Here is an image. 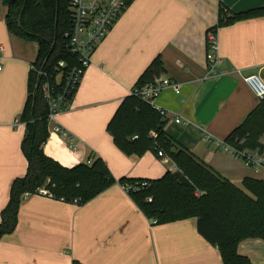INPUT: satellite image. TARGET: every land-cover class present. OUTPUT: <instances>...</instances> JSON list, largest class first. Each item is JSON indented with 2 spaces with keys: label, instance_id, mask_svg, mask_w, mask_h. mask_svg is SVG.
Wrapping results in <instances>:
<instances>
[{
  "label": "crops",
  "instance_id": "0c3cea01",
  "mask_svg": "<svg viewBox=\"0 0 264 264\" xmlns=\"http://www.w3.org/2000/svg\"><path fill=\"white\" fill-rule=\"evenodd\" d=\"M260 7L264 0H129L93 51L69 108L48 123L71 141L48 131L43 153L65 168L99 158L116 181L161 178L167 169L154 151L126 155L106 131L139 77L159 59L157 77L180 86L179 94L168 88L155 99L181 119L166 122L165 134L237 187L245 178L264 181V167L247 166L221 147L260 103L243 77L264 79V16L217 28L218 73L206 67V34L220 8L235 15ZM5 13L0 0V213L12 181L26 172L19 117L38 51L37 43L7 31ZM196 225L195 218L153 225L117 183L80 205L31 196L20 199L16 227L0 239V264H222ZM237 252L264 264L263 240L246 239Z\"/></svg>",
  "mask_w": 264,
  "mask_h": 264
},
{
  "label": "trees",
  "instance_id": "16d2710c",
  "mask_svg": "<svg viewBox=\"0 0 264 264\" xmlns=\"http://www.w3.org/2000/svg\"><path fill=\"white\" fill-rule=\"evenodd\" d=\"M4 5L7 31L37 43L38 51L30 65L27 97L19 117L24 125L20 149L26 159V172L10 185L8 202L0 213V239L14 231L20 199L25 193L35 194L44 188L56 200L71 203L77 198L80 205L116 183L121 186L146 183L141 189L127 193L153 225L195 218L198 233L218 249L222 264H251L247 257L238 254L237 246L246 239L264 241V181L245 178L237 187L221 177L171 140L157 112L134 96L123 99L106 127L114 145L126 155L142 156L147 151L157 155L162 151L179 172L167 171L157 180L116 181L99 158L89 157L91 164L65 168L43 153L42 145L48 138L49 108L41 87L44 83L55 86L59 62L67 66L75 64L65 50L64 33L69 27L67 0H4ZM223 9L219 10L214 29L264 16V7L235 15L228 10L224 14ZM160 72V61L155 59L135 86L153 81ZM263 132L264 100H261L224 142L236 150L263 152L259 143Z\"/></svg>",
  "mask_w": 264,
  "mask_h": 264
},
{
  "label": "built area",
  "instance_id": "2783aa9c",
  "mask_svg": "<svg viewBox=\"0 0 264 264\" xmlns=\"http://www.w3.org/2000/svg\"><path fill=\"white\" fill-rule=\"evenodd\" d=\"M128 2L129 0H67L69 27L64 33L65 50L73 57L75 64L67 66L65 62H59L55 86L44 83L41 87L43 97L49 108L48 123L52 122L56 114L69 108L70 100L76 92L84 72L90 66L93 51L108 34L120 13L126 8ZM226 10V8L223 9L224 14H227ZM218 48L217 29L211 28L206 34V67L210 75H216L218 73L216 67L221 63ZM2 52L3 47L0 44V55ZM221 73L226 72L223 71ZM243 81L259 101L264 100V79L254 74L243 77ZM168 88L172 89L175 94H179L180 92V86L178 84L168 78L157 77L151 82H145L133 87L129 95L151 106L157 112L163 124L168 121L180 124L181 119L176 114L173 113L170 115L166 110L155 105V99L159 93ZM48 131L57 133L61 137L71 141L69 135L58 125H52L48 128ZM259 143L263 147V152H260L259 149L236 150L226 144H222L221 147L232 156L240 158L245 165L258 169L264 167V132L260 137ZM157 156L162 164L166 166L168 172H179L177 165L162 151H158ZM86 162L87 164H91V160H87ZM144 186H146V183L132 186L125 185L122 188L128 192L131 190H139ZM31 196H41L50 200H56L44 188L38 189L35 194L25 193L21 198L26 199ZM56 201L65 203L63 199ZM78 203L79 199L76 198L69 204Z\"/></svg>",
  "mask_w": 264,
  "mask_h": 264
}]
</instances>
